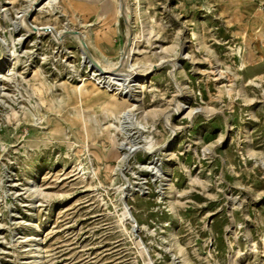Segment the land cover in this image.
<instances>
[{"label":"rangeland","instance_id":"1","mask_svg":"<svg viewBox=\"0 0 264 264\" xmlns=\"http://www.w3.org/2000/svg\"><path fill=\"white\" fill-rule=\"evenodd\" d=\"M256 2L0 0V264H264Z\"/></svg>","mask_w":264,"mask_h":264},{"label":"bare ground","instance_id":"2","mask_svg":"<svg viewBox=\"0 0 264 264\" xmlns=\"http://www.w3.org/2000/svg\"><path fill=\"white\" fill-rule=\"evenodd\" d=\"M39 1H42V0H35L36 4L34 6H31L30 8V11L26 14L24 20H23V25L24 27L26 28H29V29H32V27L30 26V24L28 23L27 21V17L32 15L34 13L35 8L36 6H38L37 4L39 3ZM264 4V0H262V2ZM259 8L261 9V5L259 6ZM262 10V9H261ZM39 31V33H42L45 29H51V32L56 36L57 40H60L61 39V36L63 33H66V36H71V37H74L76 39V41L78 43H80L83 47H84V50H85V59H86V63L89 64V68L92 67L91 71L93 72H96L98 75L102 76V75H119L123 72H125L124 68L125 67H118L115 68V67H112V68H106L105 66H103L89 51L88 49V45H87V42L84 38V35L82 36V33H76L74 34L72 31H57L54 27H36ZM124 60H126V56L124 57ZM126 62V61H125ZM122 75V74H121ZM137 80H144L145 79V75H141V76H137L136 77ZM141 87V85H140Z\"/></svg>","mask_w":264,"mask_h":264},{"label":"crops","instance_id":"3","mask_svg":"<svg viewBox=\"0 0 264 264\" xmlns=\"http://www.w3.org/2000/svg\"><path fill=\"white\" fill-rule=\"evenodd\" d=\"M253 2L257 3V4H255V6L260 10V8H259L260 4L258 2H256V0H253ZM260 2H262V0H260ZM262 25H264V20H263V24Z\"/></svg>","mask_w":264,"mask_h":264},{"label":"built area","instance_id":"4","mask_svg":"<svg viewBox=\"0 0 264 264\" xmlns=\"http://www.w3.org/2000/svg\"><path fill=\"white\" fill-rule=\"evenodd\" d=\"M263 9H264V4H263Z\"/></svg>","mask_w":264,"mask_h":264}]
</instances>
